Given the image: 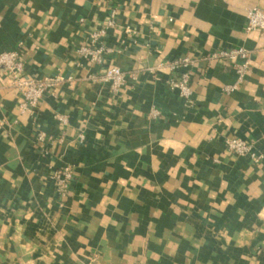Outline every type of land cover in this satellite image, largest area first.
Listing matches in <instances>:
<instances>
[{"label":"crops","instance_id":"crops-1","mask_svg":"<svg viewBox=\"0 0 264 264\" xmlns=\"http://www.w3.org/2000/svg\"><path fill=\"white\" fill-rule=\"evenodd\" d=\"M253 8L264 0H0V55L21 43L28 77L63 79L31 116L0 72V264H264ZM109 21L106 67L126 75L117 92L77 53ZM238 49L248 57H220ZM185 58L191 104L166 67ZM233 138L259 161L228 152ZM64 166L75 176L61 200L51 176Z\"/></svg>","mask_w":264,"mask_h":264},{"label":"built area","instance_id":"built-area-1","mask_svg":"<svg viewBox=\"0 0 264 264\" xmlns=\"http://www.w3.org/2000/svg\"><path fill=\"white\" fill-rule=\"evenodd\" d=\"M113 25L114 23L109 21L106 27L98 30V32L91 33L87 43L78 48L77 53L85 64L93 68L102 69L95 75L89 76L92 82L107 83L112 92H117L125 83L126 75L117 67H106V55L110 50L104 45L107 30L112 28ZM246 30L264 31V13L262 11L256 8L248 11ZM18 46L19 48L17 50L0 55V72L9 78L12 87L21 94L23 98V103L20 106L21 111L28 112L33 116L38 109V104L42 97L48 92L55 93L63 83V79L59 77H28L25 74V65L20 50L22 44L20 43ZM220 57L230 59L234 62L236 58L246 59L248 55L244 50L238 49L222 52ZM191 66L192 61L187 58L175 60L166 65L171 76L169 85L172 89L178 90L188 104H191L188 98L191 82L189 67ZM245 69L246 65L236 66V73L239 80H241ZM149 72L154 73L155 69H149ZM153 114L154 116L159 115L156 111ZM59 120L64 122L62 118H59ZM4 125V121L0 119V128ZM37 141L43 145L45 142L44 134L39 133ZM83 141L84 137L80 136L79 143H83ZM225 147L228 152L235 156H249L255 162H258L260 159L252 153V145L242 140L236 138L228 139L225 141ZM74 176V169L71 166H64L51 176L55 193L59 199L64 200L68 197Z\"/></svg>","mask_w":264,"mask_h":264},{"label":"rangeland","instance_id":"rangeland-1","mask_svg":"<svg viewBox=\"0 0 264 264\" xmlns=\"http://www.w3.org/2000/svg\"><path fill=\"white\" fill-rule=\"evenodd\" d=\"M235 156V155H234ZM236 157H240V156H236Z\"/></svg>","mask_w":264,"mask_h":264}]
</instances>
